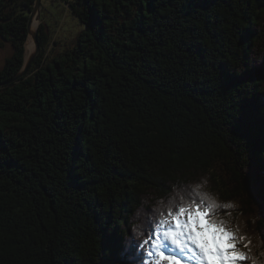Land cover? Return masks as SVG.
Listing matches in <instances>:
<instances>
[{
  "label": "trees",
  "instance_id": "1",
  "mask_svg": "<svg viewBox=\"0 0 264 264\" xmlns=\"http://www.w3.org/2000/svg\"><path fill=\"white\" fill-rule=\"evenodd\" d=\"M58 1L76 47L39 25L15 79L35 0H0V264H155L136 217L202 180L264 264V0Z\"/></svg>",
  "mask_w": 264,
  "mask_h": 264
},
{
  "label": "rangeland",
  "instance_id": "2",
  "mask_svg": "<svg viewBox=\"0 0 264 264\" xmlns=\"http://www.w3.org/2000/svg\"><path fill=\"white\" fill-rule=\"evenodd\" d=\"M35 21L38 22V28L39 25L43 24L46 29L48 36V46L46 48L45 56L48 57V59L55 57L65 51L73 50L77 45L79 35L85 29L84 25L81 24L77 18L70 14L67 6L58 0H41L39 16L34 19L33 24ZM36 31H38V29ZM29 41H31L30 38L28 39V42ZM31 43L33 44V42ZM26 52L28 53L26 56H28L31 51ZM11 54V46L4 43V46L0 47V69L4 66L6 59L10 57ZM175 190L176 191L173 193L174 195L172 196L171 194L172 197H168L167 199L161 201L154 200L152 203L149 202L150 204H147L148 209L150 208L148 212H146L145 209L141 210L139 215L136 217V221L139 224V229H141L140 232L135 233V239H141L140 234L142 232L147 231L148 229L150 231L159 218L167 216L169 207H171L175 212L182 204L185 205V203L187 204L190 202V199H201L199 196L205 197L206 200L213 202L216 205V214H214L213 208L212 214L210 215V220H212L214 223L220 224L218 221H221V218L218 217V214L221 210V207L219 206L215 196H213L209 191V187L207 186L205 180H202L201 184L195 183L194 185L185 186ZM230 211H233L232 206L230 207ZM151 215L153 216L151 217ZM224 215L227 214L224 213ZM227 229L231 231L230 228ZM133 230V232H135L138 229L135 228ZM160 238H162V236ZM164 243L166 246L162 249V251H164L165 255H175L179 261V264H200V262L197 261L191 253H180L177 249L173 248V246L168 241H165ZM194 247L195 246H193V248ZM170 249L171 252L169 251ZM237 250L243 253L240 240H238L237 243ZM196 251L199 250L196 249ZM154 258L156 261H159V264H167V261L160 260L158 257ZM238 264H248V260L245 259L243 261H239Z\"/></svg>",
  "mask_w": 264,
  "mask_h": 264
},
{
  "label": "snow or ice",
  "instance_id": "3",
  "mask_svg": "<svg viewBox=\"0 0 264 264\" xmlns=\"http://www.w3.org/2000/svg\"><path fill=\"white\" fill-rule=\"evenodd\" d=\"M203 199L205 197L201 196V200ZM215 207L213 202L204 206L196 201L187 206L182 204L175 212L169 207L168 219L161 218L155 227V235L158 238L162 236V239H157L151 245L147 256L158 257L167 261V264H179L175 255H165L162 251L166 246L164 242L168 241L180 253H191L200 264H238L245 260L244 253L237 250L238 240H243L244 237L237 238L222 223H213L206 218ZM164 225L168 227L162 230ZM144 244L147 245L148 241ZM145 264H148L147 259ZM155 264H159V261Z\"/></svg>",
  "mask_w": 264,
  "mask_h": 264
},
{
  "label": "water",
  "instance_id": "4",
  "mask_svg": "<svg viewBox=\"0 0 264 264\" xmlns=\"http://www.w3.org/2000/svg\"><path fill=\"white\" fill-rule=\"evenodd\" d=\"M40 6H41V0H35L34 7L29 15L28 25H27V32H28L27 41L29 38L32 40L34 49L29 53L28 56H25V65H24L23 71L15 79L22 78L26 74L34 58L39 52V42H38V37H37L38 33L37 31L33 32L31 30V26L33 24L34 19L39 16ZM25 52H26V47H25Z\"/></svg>",
  "mask_w": 264,
  "mask_h": 264
},
{
  "label": "bare ground",
  "instance_id": "5",
  "mask_svg": "<svg viewBox=\"0 0 264 264\" xmlns=\"http://www.w3.org/2000/svg\"><path fill=\"white\" fill-rule=\"evenodd\" d=\"M38 29V22L37 21H35L34 22V24H33V26H32V31L34 32V31H36ZM31 40V39H30ZM32 42V40L31 41H27V43H26V51H32L33 50V48H34V45L31 43ZM26 54H28L27 52H26ZM140 264V263H139Z\"/></svg>",
  "mask_w": 264,
  "mask_h": 264
}]
</instances>
